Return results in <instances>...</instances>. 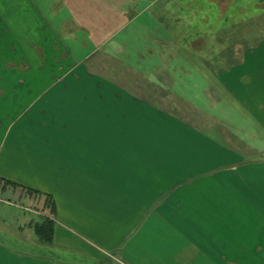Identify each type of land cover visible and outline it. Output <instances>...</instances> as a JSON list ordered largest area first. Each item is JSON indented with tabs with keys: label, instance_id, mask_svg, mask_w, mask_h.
<instances>
[{
	"label": "crops",
	"instance_id": "obj_1",
	"mask_svg": "<svg viewBox=\"0 0 264 264\" xmlns=\"http://www.w3.org/2000/svg\"><path fill=\"white\" fill-rule=\"evenodd\" d=\"M42 2L39 12L31 0H0V196L30 204V194L48 180L32 177L31 167L47 172L48 166L28 157L31 145L19 136L32 129L31 107L41 102L40 117L54 104L70 112L74 125L53 127L62 137L56 147L73 150L74 174L66 169L55 179L60 201L52 199L50 218L54 244L63 246L57 236H74L82 254L71 244L65 258L57 249L48 256L45 248L17 251L0 241V264H264V46L260 57L243 58L218 79L208 78L210 67L199 62L203 100L195 111L187 95L174 93L168 64L158 67L143 57L144 75L120 88L115 80L78 73L79 67L71 69L74 76L67 72L48 83L39 72L57 49L49 47L47 33L75 37L77 23H84L104 37L110 27L123 31L129 16L139 22L159 2L164 13L151 18L165 29L161 38H172L176 25L190 20L170 18L176 0H65L61 11ZM64 10L70 17L59 18ZM142 28L144 36L159 37ZM158 42L171 54L181 47ZM187 47L195 53L191 43ZM161 72L168 78H159ZM74 94L93 102L85 126L74 112ZM11 104L16 113L9 112Z\"/></svg>",
	"mask_w": 264,
	"mask_h": 264
},
{
	"label": "rangeland",
	"instance_id": "obj_2",
	"mask_svg": "<svg viewBox=\"0 0 264 264\" xmlns=\"http://www.w3.org/2000/svg\"><path fill=\"white\" fill-rule=\"evenodd\" d=\"M31 1L35 7L33 10L40 12V8L43 5L42 0ZM46 1L53 4L56 3L57 8L61 11L62 8L59 5L65 0ZM163 9L164 6L159 2L154 9L143 14L139 22L136 20L131 22L130 20H133L131 18L134 17L129 16L130 19L125 23L126 27L123 31H116L115 27H110L109 32L104 37L103 35L102 37H99L100 35L94 36L91 32L83 29L84 23H77L76 33L74 31L75 37H63V35L62 37H52L47 33L46 41L49 42V47L52 46L57 50L48 53L46 70H41L39 73L48 80V83H51L50 81L61 78L67 72L74 76L75 72L71 69L79 67L78 73L83 72L82 74L100 76L110 82L115 80L114 82L118 83L117 85L120 88L121 82L133 81L135 83L136 79L141 77L143 72L139 64L143 57V62L150 61L158 67L161 66L162 62L168 64V68L173 70L170 76L174 80L172 81L174 93L180 96L182 93L185 96L187 95L188 97H185V101L189 100L188 102L194 107L193 109L190 108V110L195 111L194 109L198 108L203 100L201 94L203 86L201 85L202 82L201 84L199 83L204 79V76L197 69L199 62L205 67L207 65L210 67L212 74H208V78L213 77L215 79L217 77L218 79V76L223 73L230 72L232 65L242 62L243 58L247 60V56H249L256 59L262 55L261 50L263 49H261V46H264V0H176L175 14H170V18L175 17L178 19L184 17L189 19L190 23H187L186 19L181 20L182 25H176L174 36L167 39L170 42V48H174L176 45L181 46L175 48L177 49L175 54L166 52L161 47L158 41H167L165 38H161L165 29H161L162 25L158 20L151 18L155 17V14L162 15L164 13ZM65 13L70 14L67 10H64V13L62 11L58 14L59 18H63L66 15ZM68 17L70 15H66V18ZM148 20L150 21L148 22ZM140 23L142 25L139 28ZM142 26L147 29L150 27L152 32L158 31L159 37L156 33H152L153 36H150L151 33L144 36ZM58 34L60 33L58 32ZM189 43H191L192 47H196L195 53L189 52L192 51L187 47ZM237 48L242 52H254V49L256 51L255 53L237 54L234 51ZM221 50L223 52H220ZM61 53L64 54L61 55ZM57 57H59V60L61 59L60 62L55 61ZM166 57L169 58L167 62H165ZM95 62H99L98 64L101 65L99 73L94 71L97 66L93 65ZM142 64L145 65L146 63ZM186 70H191V72H186ZM7 71L10 73L9 77H12L13 71L11 69ZM220 73L222 74L219 75ZM159 78H168V73L161 72ZM187 80L191 84L187 85L185 83ZM128 88L136 89L131 87V85ZM82 90L86 93L84 89ZM194 94L197 98L191 99ZM83 95L74 94L77 97V99L74 97V108L76 109L74 112L78 113L76 116L81 117L83 115L84 117L82 122H80L81 125H84L85 117L89 114L88 111L94 106L92 101L85 103L81 99ZM32 101L33 98L31 99ZM35 103L33 102L32 106ZM40 103L31 107L29 114L31 116V131H20L19 136L26 144L29 143L31 145L29 150L31 156L29 155L28 157L48 166L47 172L44 166L31 167L32 177H47L48 180L45 188L43 187V189L39 190V193L30 194L31 198H33L30 204L24 200L17 201L13 197L6 195L0 196V241L17 251L25 252L27 250H42V248H45L46 250H43L42 253L46 252L44 255L48 256L57 249L56 251L62 252L61 256L66 258L71 250L67 249L65 245L71 244L74 246V236L73 239L63 235L57 236L56 242L63 244V246L57 247L54 244V239L49 241L47 239L48 236L45 234H41L45 239L41 237L40 231L36 230V227L41 226L46 221H52L50 218L53 216L52 206H54V202L57 199L60 201L59 193L55 192L54 188L55 179L58 180L57 178L60 176L58 174L65 173L66 169H69V173L74 174L73 150L71 148L64 150L63 147L60 150L56 147L57 141L61 142L62 137H60L59 133L54 132L55 127L53 126H60L67 122L69 125H74L71 120H74V122L77 120L75 118L72 119L70 112L64 113L67 114L66 116L58 112V109L54 108L55 104L48 109L46 116L40 117L39 113L42 105ZM173 104L176 105L175 108L178 106L176 102H173ZM15 109L14 104L9 105L10 113H16ZM185 111L189 112L186 109ZM52 112L53 114H51ZM171 114L177 120L189 125L180 116ZM187 116L189 117V115ZM44 123H47V128H44ZM36 128L40 129V133L34 130ZM43 190L53 191L57 195L52 197ZM8 198L10 201H8ZM52 199L54 202H52ZM6 202L10 203L7 204ZM47 222V227L52 226ZM76 248L78 253H75L82 254V252L78 251L79 247ZM55 253L58 254V252ZM77 258L78 256L75 257V259ZM82 263L109 264L107 261H100L99 259H90V261L85 259Z\"/></svg>",
	"mask_w": 264,
	"mask_h": 264
},
{
	"label": "trees",
	"instance_id": "obj_3",
	"mask_svg": "<svg viewBox=\"0 0 264 264\" xmlns=\"http://www.w3.org/2000/svg\"><path fill=\"white\" fill-rule=\"evenodd\" d=\"M53 202V201H52ZM52 209L54 210V206H52ZM47 222V221H46ZM46 222H44L41 226H37L36 227V230H38V231H40V235L41 234H45V235H47L48 236V240L49 241H53V239H54V223H53V221H48L47 223H50V225H52V226H50V227H47V224H46ZM41 237H43L44 238V236H42L41 235ZM45 239V238H44Z\"/></svg>",
	"mask_w": 264,
	"mask_h": 264
}]
</instances>
